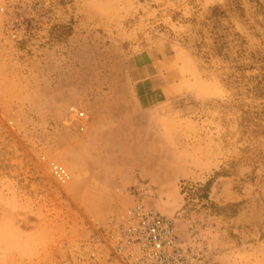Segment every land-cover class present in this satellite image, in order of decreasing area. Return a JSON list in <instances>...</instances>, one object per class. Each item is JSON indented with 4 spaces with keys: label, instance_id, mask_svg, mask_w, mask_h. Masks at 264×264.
I'll list each match as a JSON object with an SVG mask.
<instances>
[{
    "label": "rangeland",
    "instance_id": "obj_1",
    "mask_svg": "<svg viewBox=\"0 0 264 264\" xmlns=\"http://www.w3.org/2000/svg\"><path fill=\"white\" fill-rule=\"evenodd\" d=\"M138 206L264 264V0H0V264H115Z\"/></svg>",
    "mask_w": 264,
    "mask_h": 264
},
{
    "label": "built area",
    "instance_id": "obj_2",
    "mask_svg": "<svg viewBox=\"0 0 264 264\" xmlns=\"http://www.w3.org/2000/svg\"><path fill=\"white\" fill-rule=\"evenodd\" d=\"M115 230L110 257L115 264H214L204 248L181 239L173 219L141 206L131 209Z\"/></svg>",
    "mask_w": 264,
    "mask_h": 264
},
{
    "label": "crops",
    "instance_id": "obj_3",
    "mask_svg": "<svg viewBox=\"0 0 264 264\" xmlns=\"http://www.w3.org/2000/svg\"><path fill=\"white\" fill-rule=\"evenodd\" d=\"M146 68V67H145ZM172 70L169 71V73L171 72ZM168 73V71H165V73H162V76L163 78L165 79H169V76L170 74ZM153 74H150V76L152 77ZM162 80V79H161ZM163 82V81H162ZM173 82H171V80H168L166 82V84L163 82V86H161V90L164 91L166 94H170L171 91L172 92H177V90H179V84L175 83V84H172Z\"/></svg>",
    "mask_w": 264,
    "mask_h": 264
}]
</instances>
